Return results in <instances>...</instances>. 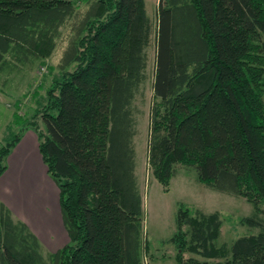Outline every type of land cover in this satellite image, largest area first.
I'll use <instances>...</instances> for the list:
<instances>
[{"label":"trees","instance_id":"trees-1","mask_svg":"<svg viewBox=\"0 0 264 264\" xmlns=\"http://www.w3.org/2000/svg\"><path fill=\"white\" fill-rule=\"evenodd\" d=\"M0 0V70L50 57L67 27L44 103L0 146V176L33 129L59 189L69 240L49 250L0 199V264H143L145 209L136 175L133 102L155 34L148 159L167 188L176 165L255 206L259 227L217 244L222 220L183 204L177 264H264V0ZM43 124V127L40 124ZM191 252L199 257H185Z\"/></svg>","mask_w":264,"mask_h":264},{"label":"rangeland","instance_id":"rangeland-1","mask_svg":"<svg viewBox=\"0 0 264 264\" xmlns=\"http://www.w3.org/2000/svg\"><path fill=\"white\" fill-rule=\"evenodd\" d=\"M85 1L78 0L81 8L85 7ZM157 6L158 0H146V8L153 18L155 28ZM66 33L67 27L64 28L63 36L58 40L57 47L50 57L37 60L31 65H8L0 70V146L11 136V132L16 130L14 125H10L14 113L18 112L23 115L25 120H29L44 103L47 89L59 74L58 64L63 48L67 44V40L64 38ZM147 50L149 56L148 78L141 85L133 102L136 118V134L133 139L136 150V175L145 209L143 237L149 244L148 251L146 250L143 254V264H177L178 247L170 238L177 229L176 215L181 204L189 207L193 213L196 209L206 213L219 212L222 226L220 237L217 240L218 245L223 243L231 245L239 236L257 233L259 227L242 222L243 217L255 212L254 204L246 196L212 189L198 179L197 170L193 166L177 164L176 173L167 188L154 177L148 159V145L150 113L154 101L152 80L156 59L155 34L152 36ZM36 88H39L37 93L35 92ZM40 126L43 127V124L41 123ZM34 133L33 129H29L22 140H27L34 135L35 144H37V136ZM22 147L21 150H16L10 161L8 159L6 161L9 165L11 163V166L9 171H6L7 174L0 180V195L9 205L20 212L30 225L33 224L40 236L46 240L49 234L47 235L46 230L48 229L41 222L42 217L57 221L59 215L62 222L58 188L50 179L38 148L36 156L42 167L37 166L33 152L29 151L30 148H26L25 145ZM23 156H29L28 158L31 159L30 167L25 171L21 163L14 162L16 159L23 160ZM43 172L44 174H42ZM51 183L55 188V197ZM42 203L48 205L45 206L44 213L40 208ZM33 206L36 208L39 206L38 215H35L31 209ZM260 207L264 208V203H260ZM64 231L67 235L65 228ZM68 240L67 235L58 245H51L46 241L44 244L48 249L56 250L66 244ZM184 256L199 257L191 252H185Z\"/></svg>","mask_w":264,"mask_h":264},{"label":"crops","instance_id":"crops-1","mask_svg":"<svg viewBox=\"0 0 264 264\" xmlns=\"http://www.w3.org/2000/svg\"><path fill=\"white\" fill-rule=\"evenodd\" d=\"M2 70V69H1ZM39 88H36L35 89V92L37 93V90H38ZM28 131V130H27ZM26 133V132H25ZM25 133H24V135H25ZM34 134H36V133H34ZM23 135V136H24ZM37 136V135H36ZM23 138V137H22ZM36 140H37V144H35V137H34V135H32L31 137H29V139H24V140H20V142L15 146V148L12 150V152L10 153V155L8 156V160L10 161V159H11V157H12V155L16 152V150H21V148H23L22 146H24L25 145V147L26 148H30V152L32 153L33 152V155H34V157H35V161H36V164H37V166L38 167H42V165H40V162H38V158H37V156H36V149L38 148V139L36 138ZM26 143V144H25ZM41 156V155H40ZM29 156H23V160H21V159H16L14 162L16 163V164H19V163H21V166H23L22 168H23V170L25 171L27 168H29L30 167V165H29V161L31 160L30 158H28ZM42 159V158H41ZM43 162V161H42ZM44 163V162H43ZM7 165H8V167H7V169L5 170V172L0 176V180L3 178V176L4 175H6L7 174V172L9 171V169H10V166H11V163H10V165L7 163ZM46 166V165H45ZM47 168V167H46ZM8 170V171H7ZM7 171V172H6ZM48 173V172H47ZM42 174H44V172L42 173ZM49 175V174H48ZM44 176V175H43ZM50 177V176H49ZM44 178L46 179V177L44 176ZM50 179H51V177H50ZM47 180V179H46ZM52 180V179H51ZM47 181H49V180H47ZM53 181V180H52ZM54 182V181H53ZM55 183V182H54ZM56 185V184H55ZM51 186H52V188H53V196L55 197V188H54V186H53V184L51 183ZM57 186V185H56ZM58 188V187H57ZM0 199L13 211V213H14V215L15 216H17L18 218H21L22 220H24L29 226H30V228L38 235V237L40 238V240L43 242V244H44V241H46L47 243H49V244H51V245H58V243H60L65 237H67V235H68V233H67V235H66V233H65V231H64V228H65V226H64V228H63V225L64 224H62L63 223V220H62V222H61V219H59V215H58V217H57V221H53V220H51V219H48V218H46V217H42V219H41V222H42V224L45 226V227H47V229L48 230H46V233H47V235L49 234V237H48V239H44V238H42L41 236H40V234H39V232L36 230V228H35V226L33 225V224H29V222L27 221V219H25V217L20 213V212H18L17 210H15L11 205H9L2 197H1V195H0ZM56 200V199H55ZM56 202V201H55ZM58 202H59V189H58ZM45 206H48L46 203H44V205H43V203L41 204V206H40V208L42 209V211H43V213H44V210H45ZM58 206V205H57ZM59 207H60V204H59ZM59 207H57L58 208V210H59ZM40 208H39V206H38V208H36V207H34L33 206V208H31L32 210H33V212H34V214L35 215H38L37 214V212H39L40 211ZM50 210V209H49ZM60 211H61V209H60ZM43 215V214H42ZM54 215V214H53ZM61 216H62V214H61ZM66 230V229H65ZM67 232V231H66ZM45 245V244H44ZM46 246V245H45ZM49 250H52V249H49Z\"/></svg>","mask_w":264,"mask_h":264}]
</instances>
